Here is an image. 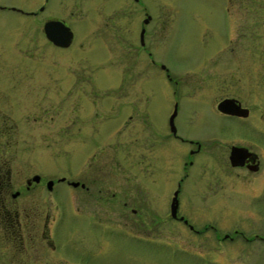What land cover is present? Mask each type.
Returning <instances> with one entry per match:
<instances>
[{"label": "rangeland", "instance_id": "374dc122", "mask_svg": "<svg viewBox=\"0 0 264 264\" xmlns=\"http://www.w3.org/2000/svg\"><path fill=\"white\" fill-rule=\"evenodd\" d=\"M0 6L25 12L0 9V120L14 129L9 143L1 141L9 184L5 173L0 197L19 192L10 201L21 222L44 213L72 219L61 223L70 244H97L98 264H264V239L217 245L211 233L197 234L172 219L169 202L185 175L188 146L162 137L174 102L181 137L206 140L221 154L229 139L264 135V0H0ZM146 15L150 20L143 25ZM49 19L70 27L74 42L69 48L47 41L43 24ZM142 27L148 50L168 69L171 81L135 49ZM109 40L130 46L121 45L132 51L130 57ZM223 40L228 44L222 51ZM67 68L95 75V107L106 132L101 137L67 140L55 124L62 117V100L50 97L60 83L42 71ZM194 71L215 75L209 77L210 88L192 89ZM128 89L133 94L126 97ZM89 94L83 99L86 115L95 111ZM236 94L250 108V118L243 121L215 110L217 98ZM128 114H133L129 128ZM49 116L57 120L45 121ZM213 138L219 143H211ZM112 148L111 158L101 153ZM94 154L101 155L99 170L93 169ZM203 163L204 156L197 155L181 182L178 215L196 230L214 223L219 237L233 236V230L248 239L264 237V219L240 211L248 195L239 184L228 182L232 186L214 194L218 186ZM34 175L40 183L26 189ZM61 177L88 189L57 181Z\"/></svg>", "mask_w": 264, "mask_h": 264}, {"label": "flooded vegetation", "instance_id": "af4514ba", "mask_svg": "<svg viewBox=\"0 0 264 264\" xmlns=\"http://www.w3.org/2000/svg\"><path fill=\"white\" fill-rule=\"evenodd\" d=\"M229 1V0H228ZM1 10H10L19 13H25L21 9H17L14 7H5L0 6ZM40 11H42L39 8ZM36 12L30 13V15H35ZM27 14V12H26ZM50 20V19H49ZM57 20V19H56ZM62 21V20H61ZM65 25H67L64 21H62ZM141 30V29H140ZM72 31V30H71ZM47 39V38H46ZM47 41L59 48H69L74 42V34L70 44L66 47L57 46L53 44L50 40ZM116 45H124L127 46L122 40H109ZM122 41V42H121ZM224 43L221 46V50H225L226 45L228 44V40H223ZM121 42V43H119ZM81 46V44H80ZM122 47V46H121ZM130 47V46H127ZM125 47V49L120 48L121 54L125 56H129L132 54V51ZM133 47V46H132ZM116 48V47H115ZM137 51L144 52L146 55V60L148 63L153 66L158 65L161 71H164L166 78L171 81V77L169 75L168 69L162 64L154 60L152 52H150L147 48L145 40H138L137 45L135 46ZM135 51V52H137ZM120 54V55H121ZM129 54V55H128ZM117 55V54H116ZM119 55V54H118ZM121 55V56H122ZM130 57V56H129ZM127 58V57H126ZM127 71V70H126ZM43 74L48 73L49 76L52 77L55 82L60 83L57 87L55 86L54 92L55 96L51 95L50 98L54 99L55 97H61V104L59 105V109H62V117L55 118L54 116L45 117L44 120L57 121L58 128H61V133L64 139L67 140H82L85 142L86 140H93L97 137H101L102 134L106 132H101V125H103L101 118L98 117L99 112L97 111V100H95L96 84H92V77H95L94 74H91V71H86L82 68L77 69H63L61 71L54 70H44ZM56 72V74H54ZM96 72V71H94ZM192 72V70H190ZM111 71L109 74H113ZM96 74V73H95ZM215 76L213 74L207 75V73H199L193 72L191 80L189 82L192 89L195 91L202 90L206 88H210L208 82L210 81L209 77ZM56 77V78H55ZM52 80V82H54ZM91 83L88 87L85 86V83ZM178 85V83H177ZM200 88V89H198ZM86 93H90L89 96L91 98V102L94 105L95 111L91 114H87L85 112L86 106L83 99L86 98ZM130 89L126 91V97L132 95ZM237 95V94H236ZM59 97V98H60ZM234 99L240 105L241 109H247L248 113L246 116L241 115H230L223 112H220L217 109V105L223 99ZM93 99V100H92ZM175 105L177 106V102H174L172 110L170 111L167 118V130L162 136L164 140H168L173 143L174 140H178L185 145L188 146V160L184 161L182 164V169L185 171V175H187V170L194 162V158L202 154L205 158V162L203 163V167H208L210 169L211 179L214 184L218 186V189L214 194H217L223 190L224 186L227 184L235 183V185L239 184L241 192L243 191L248 195L246 200L247 205L244 209L240 211L247 212V217L249 216H257L259 219H264V135L263 133H258L254 135V138L243 139V137H235L234 139H229L227 142L226 152L221 154L219 151L213 150V146H209L206 140L199 139H185L181 137L178 132L177 125L175 123V117L177 115V108L174 117L171 116L174 112ZM58 106H54L56 108ZM47 108H53V104H49ZM215 110L218 114L225 116L238 118V119H248L250 118V108L246 107L239 95L237 96H221L217 98L215 103ZM133 108H131V112ZM143 113V112H142ZM39 118V119H38ZM133 114L127 115L126 127L129 128L130 122H132ZM41 117H35V121L40 120ZM47 119V120H46ZM53 124V123H52ZM105 124V123H104ZM223 129V127H220ZM112 129L109 130V132ZM129 132H133V127L129 129ZM14 133V129L7 124V120H0V150L2 149L1 141H5L9 143V139H11V135ZM113 135V134H111ZM110 135V136H111ZM262 138H259V137ZM214 137H219L215 136ZM221 139V137H220ZM217 139H212L213 144H217ZM241 149L235 151V156L231 154L232 149ZM101 151V150H100ZM99 151V152H100ZM116 152L115 148L103 150L101 153L106 155L107 157H112ZM93 155V154H92ZM158 156V155H157ZM1 159V155H0ZM101 159V155L97 158L96 154L93 156V169H100L101 165L96 164ZM210 160V161H209ZM210 162V163H209ZM234 162V163H233ZM98 165V167H97ZM0 171L5 173H9L8 164L6 160H0ZM97 171V170H95ZM93 173L94 170L92 171ZM216 172H219L217 175ZM222 173V174H221ZM177 183L176 189L178 191L181 188V182L183 179ZM64 178V180H61ZM90 178L88 175L87 180ZM40 179V178H39ZM30 183H27V182ZM49 181V180H48ZM52 181V180H51ZM57 181L64 182L67 185L72 187H80L82 189H88L85 183H82L79 180H70L69 178L61 177ZM73 182H78L77 186H73ZM92 183L93 181L90 180ZM231 182V183H228ZM1 183V181H0ZM39 181H34L31 179L26 180V189H29L33 184H39ZM9 184V183H8ZM6 184V188L2 189V193H6L9 185ZM83 184V185H82ZM232 186V185H231ZM234 186V185H233ZM233 188V187H232ZM235 188V186H234ZM17 192V191H16ZM223 192V191H222ZM174 193V192H173ZM19 194V192H18ZM2 196L0 197V260L2 259V264H24L26 260L29 259L30 264H98V257L100 254V248L97 244L83 246L82 248H77L75 245H71V236L67 230L64 229L65 223L67 221H72V219H66L61 216V214H37L30 220H26L24 223L20 221L19 214L15 208H13L10 199H15L16 197L12 196ZM173 196V194H172ZM172 198V197H171ZM11 199V200H12ZM171 201V199H170ZM169 202V210H170ZM179 204V201H178ZM179 206V205H178ZM170 215V212H169ZM28 216V215H27ZM171 216V215H170ZM58 217V218H57ZM182 217V219H181ZM175 221L182 222L185 226L189 228L192 232L197 234L201 233H211L212 241L215 243L224 242V240H234L239 241L241 238L246 241H252L253 239L263 240L264 237L258 236L255 234L253 238L245 237L240 231L233 230V236H229L228 234H224L222 237H219L217 232V228L214 223L208 224L203 230H196L189 223L188 218L185 215H178L177 208V217L172 218ZM61 223L64 225L61 226ZM91 224L89 222L88 226ZM192 226V228H190ZM63 227V228H61ZM96 242V239H95ZM247 242V243H248ZM28 244V245H27ZM71 245V246H70ZM218 245V244H217ZM2 248L7 249L6 251L1 250ZM27 250V253H26ZM30 250V251H28ZM5 253L8 255H5Z\"/></svg>", "mask_w": 264, "mask_h": 264}, {"label": "water", "instance_id": "95a60500", "mask_svg": "<svg viewBox=\"0 0 264 264\" xmlns=\"http://www.w3.org/2000/svg\"><path fill=\"white\" fill-rule=\"evenodd\" d=\"M135 1H137V0H135ZM40 9L42 10L43 7H41ZM149 20H150V16L146 15V17L143 20V25L147 24L149 22ZM43 32H44L45 37L57 46L66 47L70 44V42L73 38V32L61 20H56V19L47 20L43 24ZM144 33H145V28L142 27L140 30V33H139L140 40H143ZM176 108H177V106L175 105L174 112L171 116V123H172V118L174 117V115L176 113ZM217 109L220 112L230 114L232 116L233 115H241L243 117V116H246L248 113L247 109H244V108L241 109V107L237 103V101H235L234 99L231 100L228 98L220 101L217 105ZM237 150H241V149H238V148L232 149L231 154L235 156V154H236L235 151H237ZM39 178L40 177L38 175H34L32 177V180L39 181ZM61 180H64V178H62ZM27 183H30V182L28 181ZM52 185H53V181L49 180L46 182V187L48 190H51ZM72 185L77 186L78 182H73ZM177 194H178V190H176L173 193V197H172L171 204H170V215L173 218L177 217L176 216L177 208H178ZM17 195H18V192H15L12 196L16 197ZM181 219H182V217H181ZM190 228H192V226H190Z\"/></svg>", "mask_w": 264, "mask_h": 264}, {"label": "trees", "instance_id": "16d2710c", "mask_svg": "<svg viewBox=\"0 0 264 264\" xmlns=\"http://www.w3.org/2000/svg\"><path fill=\"white\" fill-rule=\"evenodd\" d=\"M0 181H1V184H2L3 183V172L2 171H0ZM4 183H8L7 173L5 174Z\"/></svg>", "mask_w": 264, "mask_h": 264}]
</instances>
